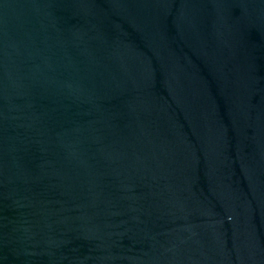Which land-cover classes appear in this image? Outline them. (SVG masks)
<instances>
[{"label": "water", "instance_id": "obj_1", "mask_svg": "<svg viewBox=\"0 0 264 264\" xmlns=\"http://www.w3.org/2000/svg\"><path fill=\"white\" fill-rule=\"evenodd\" d=\"M0 264H264V0H0Z\"/></svg>", "mask_w": 264, "mask_h": 264}]
</instances>
